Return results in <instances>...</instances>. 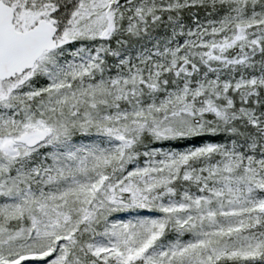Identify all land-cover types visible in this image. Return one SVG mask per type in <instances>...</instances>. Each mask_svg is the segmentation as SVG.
Returning a JSON list of instances; mask_svg holds the SVG:
<instances>
[{
	"label": "snow or ice",
	"instance_id": "snow-or-ice-1",
	"mask_svg": "<svg viewBox=\"0 0 264 264\" xmlns=\"http://www.w3.org/2000/svg\"><path fill=\"white\" fill-rule=\"evenodd\" d=\"M0 264H264V0H0Z\"/></svg>",
	"mask_w": 264,
	"mask_h": 264
}]
</instances>
